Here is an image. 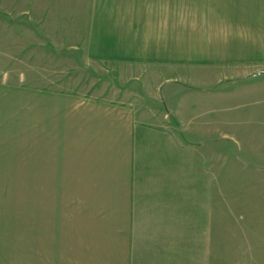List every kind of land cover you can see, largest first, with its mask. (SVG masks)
I'll return each instance as SVG.
<instances>
[{
  "label": "crops",
  "instance_id": "0c3cea01",
  "mask_svg": "<svg viewBox=\"0 0 264 264\" xmlns=\"http://www.w3.org/2000/svg\"><path fill=\"white\" fill-rule=\"evenodd\" d=\"M262 67L264 0H0V264H264L214 90Z\"/></svg>",
  "mask_w": 264,
  "mask_h": 264
},
{
  "label": "rangeland",
  "instance_id": "374dc122",
  "mask_svg": "<svg viewBox=\"0 0 264 264\" xmlns=\"http://www.w3.org/2000/svg\"><path fill=\"white\" fill-rule=\"evenodd\" d=\"M85 70L82 79L88 85H91V78L97 83L106 80L99 78L102 76L97 73L98 69H94L93 75L87 68ZM111 75H108V82L114 79ZM139 90L143 89L139 86ZM214 90L221 94H233L219 103L221 148L222 142L226 144L231 140L235 143V162L229 165L226 172L230 182L225 175L221 183L236 191L237 196L233 198L236 208H264V67L247 76H236L229 82L224 80ZM227 133L231 135L230 139L223 137ZM221 152L225 156L228 154L227 149ZM222 160L221 155V168ZM221 264L226 263L221 261Z\"/></svg>",
  "mask_w": 264,
  "mask_h": 264
}]
</instances>
